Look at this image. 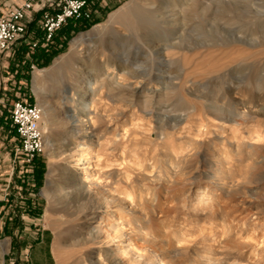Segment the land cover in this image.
Instances as JSON below:
<instances>
[{"label": "rangeland", "instance_id": "374dc122", "mask_svg": "<svg viewBox=\"0 0 264 264\" xmlns=\"http://www.w3.org/2000/svg\"><path fill=\"white\" fill-rule=\"evenodd\" d=\"M83 1L48 47L30 48L42 37L32 15L29 35L0 57V264H134L145 245L170 263L166 252L176 249L174 264H202L200 256L264 264V0H213L212 11L196 15L182 35V49L162 50L174 42L155 37L133 47L138 54L129 61L104 47L110 35H126L109 16L143 0ZM231 3L243 18L226 22L218 11ZM17 4L0 0V13ZM222 39L231 46L213 48ZM128 69L139 77L122 74ZM86 90L93 107L86 127L77 128L92 132L90 162L77 169L97 161L96 176L79 182L95 203L75 205L73 183L63 182L82 141L66 133L72 125L63 117L75 114ZM15 101L52 108L55 117L52 125L41 119L42 149L29 163L15 151L8 116ZM103 185L122 201L104 214ZM138 209L147 218L131 215ZM113 225H123L129 241L112 242Z\"/></svg>", "mask_w": 264, "mask_h": 264}, {"label": "bare ground", "instance_id": "6f19581e", "mask_svg": "<svg viewBox=\"0 0 264 264\" xmlns=\"http://www.w3.org/2000/svg\"><path fill=\"white\" fill-rule=\"evenodd\" d=\"M212 5H213V0H143L142 2L141 1L131 2V3L127 4L126 6L122 7V9L119 10L118 12H116V13L114 12L109 16V20H111L115 24H118L119 26H121L124 29V32L126 33V35H123V37H121L119 39L120 41H116L115 36L110 35V38L108 37V39L105 40V42L103 43L104 47L106 46V47L111 48V46H112V50H113L114 54H116V56L122 55L123 58H125V61L132 60V56L133 55L136 56L138 54V53L133 52V50H132L133 47H136L138 44H143L144 46H148L151 43L152 39L155 37L158 39L168 37L171 41L174 42V43H171V45L169 44L168 46L163 47V49L161 48L162 50H165V51L166 50H175V49L180 50V49H182L180 47L182 35L184 33H187L186 32L187 30H192V28H193L192 22L195 19L196 15H198L199 13H200L199 15H201V12H202V14L203 13L208 14V12L212 11ZM226 12L230 13L231 16H226L225 15ZM237 12H239V11L237 10ZM237 12L234 8V5L231 3L227 6H225L223 10H220V12L218 11V15L222 16L226 22H230V21L233 22L235 20L240 19L241 14L239 13L240 14L239 15ZM81 37L82 36L77 37L72 42L71 46H76L77 44H80ZM116 38H119V37H116ZM222 42H223V39L221 40V43H219V44L214 43L212 45L213 48L227 49L232 44L231 41L230 42L224 41L223 43ZM234 42H236V41H234ZM236 43H241V42L237 41ZM262 44H264V43H262ZM154 48H155V46H154ZM136 50L138 51V49H136ZM137 51H135V52H137ZM229 55H230V53H229ZM237 60H238L237 58H229V62H231V63L235 62ZM222 66L219 68H223ZM50 70H52V69L50 68ZM56 70H57V68H56ZM57 71H60V69H58ZM133 72L135 73V71H133ZM123 73L128 75L129 77H133L135 79L139 77L137 75V73L132 74L130 69L123 71L122 74ZM37 77H38V73L34 74L33 78H32L33 84H34L33 87H34L35 91H37V88H35V83L37 81ZM53 86H58V84L54 83ZM53 89H55V88H53ZM89 95H90V93L88 92V90H86L82 94H80L77 98V101H76L77 104H76L74 111H73L75 114L73 116L64 115V117H63L65 119V122L69 121L70 125H72L71 130L67 131L66 133H68L70 136L76 137L77 139L82 141V146H79L80 147L79 150H76L78 148H75V150H72L69 147V145H66V144L62 145L61 144V146H63V147H61L63 152H65V151L67 152V151L72 150L74 153L72 156L70 155V157L72 158V161H73V166H70L68 168V170H70V172H69L70 177L68 178L69 180L64 181L63 184L69 185L70 183L71 184L73 183L72 185H70L71 187H74L73 191L71 193V200L73 201V203H75V205L82 204V203H91L94 201L93 193H92L91 189L89 187L83 186L82 184L79 185V182H83L87 179L91 180L94 176H96L97 173H94V171L96 170V167H97V165H96L97 161L95 160V162H93L94 164H92V163L87 164L86 166H82L80 169H77V167L79 165H82L81 163L83 161L87 160L86 157H87V153L89 152L88 147H87L88 144L86 143V139L89 138V136L92 132H88L86 130L87 128L83 129L87 125V120H84L83 118H87L89 116L88 115L89 110H90L91 106L93 105L92 100L87 103V97H89ZM39 108H42V107L39 106ZM75 115L76 116L82 115L83 117H82V119H79V118H77L78 116L76 117ZM42 118H43L44 123H46L47 125H52L53 118H55L52 108L47 109V110L41 109V119ZM90 121H91V119L89 118L88 122H90ZM79 126L83 127L82 130L81 129L79 130L77 128ZM69 135H67V136H69ZM42 143H43V140H42ZM85 145H87V146H85ZM217 159H218V155H217ZM89 162L86 161V163H89ZM79 172L82 175V177H77V175H79ZM51 173L52 172L49 171V175H48L47 182L45 185L47 193L54 186V184H53L54 178L51 179V177H52ZM55 181L56 180H54V182ZM102 183H104V182H102ZM204 191H205V189L201 192L204 193ZM100 193H101V196L104 197V199L101 197V200H104L103 202H105V205L103 207H101V209L99 210V211H103V214L105 213V210L106 211L109 210V208L106 207L109 203L111 205V203L114 204L116 202V204H118V203L120 204L122 202V201H120V199H116L115 197H113V195H111L109 193V191L107 190V185H103V188L100 189ZM199 193H200V189L196 190V196ZM129 195L126 197L130 198ZM204 196L205 195L202 194V196L199 198L200 203L202 202V199ZM93 203H95V202H93ZM121 205H122V203H121ZM139 205H140V202L137 204V208H139ZM204 205H205L204 209L207 210L208 204L205 203ZM113 206L114 205H112L110 207H113ZM93 209H94V207L92 208V210ZM92 210H90V211H92ZM208 214L209 213L203 214L202 215V216H204L203 218L208 219L209 218V217H207ZM131 215H133V217L136 218L138 221H140L142 217H144V219L147 218V215L144 214L143 211H141V210L139 211V209L136 212H131ZM90 219H92V218H89L88 220H90ZM138 224H139L138 230L143 229L142 226L140 225V222H138ZM123 229H125V227L123 225H121V226L119 225V227H116V226L114 227V225H113V228L111 230H113L114 235L112 238L110 237L111 238L110 240L113 242V240L116 239L117 241L119 240L121 242L123 238L128 237V241H129L130 237H129V235L124 233L125 230H123ZM149 234H151V233H149ZM110 235H111V233H110ZM151 235H153V233ZM152 239H156V237L153 235ZM110 240H109V242H111ZM149 242L151 243V245H153L152 247H155L158 244V242L154 241V240H150ZM140 251L144 252V254L143 253L141 254V252H140L137 255L134 254L135 257H132L133 259L131 258V262H133L134 264H174L176 261V258H175L176 253H177L176 249L172 250L171 252H166V254L170 255L169 261L171 260V263L165 260V258L163 256L164 254H162L163 252L162 253L157 252L155 249L151 248L148 245H145V247L142 248ZM198 261L202 264H218V263H216V261L213 262V259L210 256H206V257L200 256L198 258ZM127 262H129V260H127Z\"/></svg>", "mask_w": 264, "mask_h": 264}, {"label": "built area", "instance_id": "2783aa9c", "mask_svg": "<svg viewBox=\"0 0 264 264\" xmlns=\"http://www.w3.org/2000/svg\"><path fill=\"white\" fill-rule=\"evenodd\" d=\"M84 4L83 0H19L15 7L0 13V57L14 43L25 39L28 19L32 14L40 13L37 27L43 34L41 43L36 41L30 45L31 49H35L50 43L69 20L79 16ZM8 116L18 141L16 154L23 163H29L42 149L41 110L25 101H15Z\"/></svg>", "mask_w": 264, "mask_h": 264}, {"label": "crops", "instance_id": "0c3cea01", "mask_svg": "<svg viewBox=\"0 0 264 264\" xmlns=\"http://www.w3.org/2000/svg\"><path fill=\"white\" fill-rule=\"evenodd\" d=\"M32 15H34V18H35V20L37 19H39L40 18V13H38V14H32ZM31 15V16H32ZM36 20V21H37ZM42 33V32H41ZM40 34V33H39ZM29 34H27L26 36H25V38L28 36ZM42 37H43V34H42ZM42 37H41V39H42ZM27 42V41H26ZM34 42H36V41H34V40H31V43H30V41H28L27 43H30V44H32V43H34Z\"/></svg>", "mask_w": 264, "mask_h": 264}, {"label": "trees", "instance_id": "16d2710c", "mask_svg": "<svg viewBox=\"0 0 264 264\" xmlns=\"http://www.w3.org/2000/svg\"><path fill=\"white\" fill-rule=\"evenodd\" d=\"M66 25H67V24H66ZM62 28H63V27H62ZM62 28H61V29H62ZM61 29H60V30H61ZM60 30H59V31H60ZM54 37H55V35H54ZM54 37H53V39L51 40V42L54 40ZM51 42H50V43H51ZM48 45H49V43H48L46 46L48 47ZM35 49H36V52H39L40 50H42V48H40V46L36 47ZM35 49H34V50H35Z\"/></svg>", "mask_w": 264, "mask_h": 264}]
</instances>
